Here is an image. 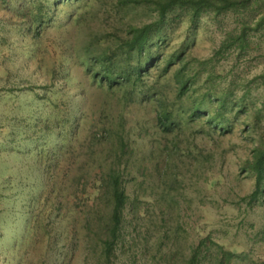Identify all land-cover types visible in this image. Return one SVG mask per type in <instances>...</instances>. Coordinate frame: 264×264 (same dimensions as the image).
Segmentation results:
<instances>
[{
    "label": "rangeland",
    "instance_id": "obj_1",
    "mask_svg": "<svg viewBox=\"0 0 264 264\" xmlns=\"http://www.w3.org/2000/svg\"><path fill=\"white\" fill-rule=\"evenodd\" d=\"M263 77L264 0L163 19L146 2L0 0V264H100L113 171L118 256L186 264L202 244L205 264L215 245L264 264V180L253 197L246 168Z\"/></svg>",
    "mask_w": 264,
    "mask_h": 264
},
{
    "label": "trees",
    "instance_id": "obj_2",
    "mask_svg": "<svg viewBox=\"0 0 264 264\" xmlns=\"http://www.w3.org/2000/svg\"><path fill=\"white\" fill-rule=\"evenodd\" d=\"M251 0H118L120 4H139L149 3L154 10L158 12L160 19L174 10L175 8H186L192 12L194 17L200 16L204 12L228 11L233 10L238 4L249 3ZM151 25H146L132 30V38L127 41L126 46L130 50L143 51L144 45L149 42ZM264 78V77H263ZM182 81V80H180ZM183 83V82H182ZM180 85V94L186 88L185 83ZM198 112V111H196ZM166 115H159V123L164 126L166 124ZM246 168L253 173L256 179L257 190L253 193V197L258 195V187L264 180V148H256L252 152V159L247 161ZM109 190L110 201L108 203L107 229L105 237L99 240L98 257L100 264H135L133 257L130 255H117V250L122 248V239L124 238V230L126 223V210L129 207L128 196L122 185L121 176L114 171L109 175ZM213 243V241H211ZM201 245L194 248L190 254L186 264H205L207 252L209 248L205 246L202 250ZM214 260L206 264H229L235 254L223 250L218 245H215ZM120 250V249H119Z\"/></svg>",
    "mask_w": 264,
    "mask_h": 264
}]
</instances>
